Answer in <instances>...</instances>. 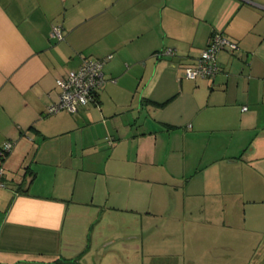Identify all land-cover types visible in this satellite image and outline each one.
Wrapping results in <instances>:
<instances>
[{"label":"crops","instance_id":"0c3cea01","mask_svg":"<svg viewBox=\"0 0 264 264\" xmlns=\"http://www.w3.org/2000/svg\"><path fill=\"white\" fill-rule=\"evenodd\" d=\"M57 25L62 26L63 40L52 37ZM215 32L239 47L219 51L221 69L215 76H184L185 67L196 63ZM167 48L174 54L159 55ZM109 55L112 58L104 65L106 83L96 102L74 114L48 113L60 101V77L79 69L85 58ZM169 69L180 87L164 86L156 96L150 89ZM131 75L135 78L128 84ZM144 80L148 83L137 101ZM133 110L136 113L126 123L129 132L121 133L113 120ZM145 112L144 127L134 129ZM96 125L113 146L112 155L117 134L121 140H138L137 151L132 143L126 146L136 162L133 172L124 176L129 181L175 179L170 173L175 165L192 180L198 174L204 180L201 185L200 180L195 182L194 195L208 187L205 191L211 196H231L232 200L211 204L222 209L243 207L247 217L236 225L224 218V212L220 214L218 220L226 227L222 240L230 248L233 241H243L247 260L242 264H264V0H0V152L6 142L14 143L4 158L0 155L7 182L0 188V264H58L62 255H71L75 224L85 219L79 212L89 204L83 199L90 192L77 187L85 171L76 158L97 151L93 140L75 132ZM224 129L235 135L215 136ZM165 134L192 142L183 146V155L169 141L163 155L158 146L156 151L148 150ZM205 135L207 146L191 160L196 167L189 172L190 153L201 148ZM225 163L227 170L236 169L241 175V189L233 178L226 185L220 183ZM145 164L157 166L158 174L145 170ZM91 192L93 204L102 205L94 203L95 189ZM258 192L262 198H257ZM118 203L113 207L130 215L139 208L135 201L121 204L118 199ZM197 205L208 206L194 201L183 206L193 211ZM155 207L147 211L155 213ZM168 215L173 218L172 212ZM187 216L191 217L187 221L193 220L194 216ZM248 220L253 221L252 228ZM261 233L257 246L251 245L254 235ZM214 255L229 258L234 252ZM185 264L196 260L187 259Z\"/></svg>","mask_w":264,"mask_h":264},{"label":"rangeland","instance_id":"374dc122","mask_svg":"<svg viewBox=\"0 0 264 264\" xmlns=\"http://www.w3.org/2000/svg\"><path fill=\"white\" fill-rule=\"evenodd\" d=\"M182 73L181 71L180 75ZM174 75L171 69L165 71L157 80L154 88L150 89V92L157 96V94H161L164 86L165 89L169 90L178 89L180 83L175 80ZM134 78L135 75H131L127 83L131 84L130 79ZM147 83L148 81L144 80L141 84L139 92L137 93V101L140 100L141 92L146 87ZM176 92H178V90ZM124 95L127 97V93ZM121 98H123V96H121ZM178 105L175 107L173 106L174 110L178 108ZM131 113L136 112L134 110L132 112L126 111L120 114L117 121L113 120V125L119 126L121 133L127 131L129 125L126 123ZM145 114L146 112L138 123L132 125L134 129L144 127L143 122L145 120ZM145 128L150 131L149 122L146 123ZM75 135L88 138V142L93 140L94 144H96L94 147H97V151L91 150L85 153V156H78L76 158L79 163L81 162L84 165L82 171H85L84 174L81 175L82 180L78 183L79 186L77 185V187H80L83 191L90 188V192H85V199L83 200H88L89 204L81 206V211L79 212V214H81L80 218L85 219L83 221L80 219L79 222L75 224L76 239L72 243L73 245L70 253L75 251L79 253L80 250L89 246L91 248L85 260L93 264H101L100 256L102 254L105 256V260L102 264H116L118 262L121 264H185L187 259L191 260L192 258L196 260V264H242L245 256V244L242 240L237 239L231 244L232 248L226 247L225 240H222L224 235L222 232L225 231L223 228L226 227L221 225V221L220 219L218 220V218L219 215L224 212V218L230 223L235 222L237 225L239 220L247 217L244 213V208L231 207L222 209L211 204L220 203L225 199L232 200L231 196H225V194H220V196L216 197L211 196L208 193L210 190L208 187L205 188L208 192L204 190L205 193H203V191L197 190L195 192L196 195H194L193 191L196 190L194 189L195 182L197 184L198 180H200L201 185L204 184V180H201L199 174L196 176V180H192L191 176L184 175L182 170H177L178 167H175V165H171L173 171L170 172L175 174V179L164 182L163 176L161 175L160 178L164 183L156 181L159 177H156V180L151 179L152 181L148 182H131L124 176L125 174H131L133 172L134 168H136V162L131 161L129 156L131 152L129 154L127 153L126 146L128 144L130 148L133 144L135 152L137 151L135 146L139 143L138 140L132 141L131 138L121 140L122 136L117 134L118 141L121 143L118 142L115 153L112 155L113 146L105 140V136L102 137L101 126H93L92 129L82 130V132L78 134L75 132ZM217 135H220L223 139H228L235 134L232 131L224 129L216 132L215 136ZM159 138L157 145H150L148 150L156 151V147L158 146L161 151L160 155H163L168 149V141L171 145L176 146L174 150L177 153L180 152L181 155L184 154L183 146L189 145L192 142L191 139H180L175 136L169 138L167 134H165V136H159ZM208 138V135H205V139L201 138L203 139L202 149L194 145L195 148H193L189 156L190 158H188L187 161L189 172L196 167V165L192 164L191 160H194V156L200 154L203 149H205ZM134 156L135 154H133L132 158H134ZM160 161L161 159L159 158L158 162ZM225 165L227 164H224V176L221 178L220 183L222 182L226 185L228 183L227 180L233 178V180H236V186L241 189L240 187L243 185L241 175L236 169L227 170ZM144 169L153 171V175L158 174L155 171L159 170L157 166H148L146 164ZM184 170L185 172L188 171L187 168ZM161 171L167 173L162 169ZM228 174L230 176H228ZM164 177L167 178L166 174H164ZM210 178L209 176L205 178L206 182L209 183ZM130 184L134 187L131 188V186H128ZM213 185H215V182ZM93 189H95L94 203L102 204L100 206L92 202L94 194L91 190ZM131 189L132 192H130ZM225 190H228V188ZM256 194L257 198H262V192ZM244 197L245 196L242 195L240 199L245 200L243 199ZM238 198L239 197L236 196L235 199L238 200ZM118 199H121V204L135 201L137 205L139 204V208L137 211L131 212L133 214L130 215L125 209L113 207L118 206ZM189 201H194L196 204H200L201 202L202 204H208V206L203 208L197 205V208L192 207L193 211H191V207L189 209L183 206L184 203ZM153 206H156V212L151 214L147 211V208L149 209V207L151 208ZM97 211L99 212V216L96 217L93 213ZM170 212H172L173 218L169 217L168 213ZM187 214L194 216L192 217V221H187V219L189 220L191 218L188 217ZM72 217H74V215ZM180 217L181 220L179 219V221L178 218ZM194 220L196 221L194 222ZM246 222L248 225H252L250 228L253 227V221L248 220ZM71 226L72 225L68 224L69 228ZM243 226V231L247 234L248 229H246L245 225ZM131 235H137L139 239L132 238ZM261 235L262 233L260 235H254L253 239L250 240L251 245L257 246ZM111 240H114V242ZM108 242L110 244H108ZM136 246L141 248L139 254L133 253ZM231 250L234 252V257L228 256L229 258H226L214 255L221 251H225L226 253L229 251L232 252ZM129 255L132 260L129 259ZM246 260L247 259H245L244 262H246Z\"/></svg>","mask_w":264,"mask_h":264},{"label":"built area","instance_id":"2783aa9c","mask_svg":"<svg viewBox=\"0 0 264 264\" xmlns=\"http://www.w3.org/2000/svg\"><path fill=\"white\" fill-rule=\"evenodd\" d=\"M52 37L58 40L64 39L62 26H54ZM238 43L223 33L215 32L211 36L208 46L202 51L196 63L185 67V76L191 79L208 78L215 76L221 69L218 63V53L222 49L236 50ZM174 49L167 48L159 55H173ZM109 55L102 59H84L77 70L70 71L60 77L57 84L61 89L60 101L49 107L48 113L66 111L78 113L81 107L97 101V92L105 85L104 65L111 59ZM244 109H248L247 106ZM13 142H6L0 155L3 156L13 147ZM7 187L5 170L0 168V188Z\"/></svg>","mask_w":264,"mask_h":264},{"label":"flooded vegetation","instance_id":"af4514ba","mask_svg":"<svg viewBox=\"0 0 264 264\" xmlns=\"http://www.w3.org/2000/svg\"><path fill=\"white\" fill-rule=\"evenodd\" d=\"M131 236H132V238L139 239V236H137V235H131ZM111 241L114 242V240H111ZM108 244H110V243L108 242ZM90 248L91 247L86 246L84 249H82L83 251L80 250L79 253L76 252V251L73 252V253L71 252V255L65 256L64 258H63V255H62L61 258L58 261L59 262L58 264H93V263L88 262V260L87 261L85 260L88 257V255H89ZM140 249H141L140 247L136 246V248L133 250V253L139 254L141 252ZM104 257L105 256H103V254L100 256V263L101 264L105 260ZM129 259L132 260L130 255H129ZM118 263H116V264H118ZM119 264H121V263H119Z\"/></svg>","mask_w":264,"mask_h":264},{"label":"trees","instance_id":"16d2710c","mask_svg":"<svg viewBox=\"0 0 264 264\" xmlns=\"http://www.w3.org/2000/svg\"><path fill=\"white\" fill-rule=\"evenodd\" d=\"M85 59H86V58H85ZM90 59H91V58H90ZM163 104H164V103H161V105H163ZM8 152H9V151H8ZM8 152H7V153H8ZM7 153H6V154H7ZM4 156H5V155H3V156H1V157L4 158Z\"/></svg>","mask_w":264,"mask_h":264}]
</instances>
